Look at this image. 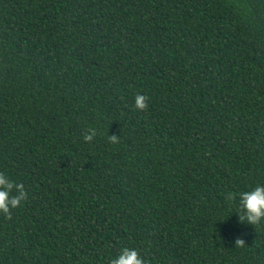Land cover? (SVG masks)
I'll list each match as a JSON object with an SVG mask.
<instances>
[{
    "label": "trees",
    "instance_id": "trees-1",
    "mask_svg": "<svg viewBox=\"0 0 264 264\" xmlns=\"http://www.w3.org/2000/svg\"><path fill=\"white\" fill-rule=\"evenodd\" d=\"M0 172V264H264V0H0Z\"/></svg>",
    "mask_w": 264,
    "mask_h": 264
},
{
    "label": "clouds",
    "instance_id": "clouds-1",
    "mask_svg": "<svg viewBox=\"0 0 264 264\" xmlns=\"http://www.w3.org/2000/svg\"><path fill=\"white\" fill-rule=\"evenodd\" d=\"M134 107L137 110H144L147 107V97L136 94L134 97ZM95 131L89 129L83 136L87 143L93 140ZM27 193L24 186L16 183L9 176L0 172V214L8 216L11 209L21 206ZM231 199V194H229ZM239 220H243L247 225H258L264 220V184H258L254 188L238 193ZM237 242H243L237 239ZM109 264H147V260L141 256L140 252L134 247H122L118 254L111 257Z\"/></svg>",
    "mask_w": 264,
    "mask_h": 264
}]
</instances>
